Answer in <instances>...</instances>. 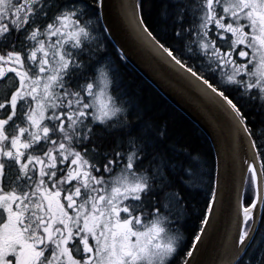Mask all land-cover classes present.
Instances as JSON below:
<instances>
[{"label": "snow or ice", "instance_id": "6c2138e0", "mask_svg": "<svg viewBox=\"0 0 264 264\" xmlns=\"http://www.w3.org/2000/svg\"><path fill=\"white\" fill-rule=\"evenodd\" d=\"M129 45L215 175L120 78ZM225 213L213 264H264V0H0V264H201Z\"/></svg>", "mask_w": 264, "mask_h": 264}, {"label": "water", "instance_id": "95a60500", "mask_svg": "<svg viewBox=\"0 0 264 264\" xmlns=\"http://www.w3.org/2000/svg\"><path fill=\"white\" fill-rule=\"evenodd\" d=\"M129 56L128 62L132 64L149 82H151L164 96H166L175 106L183 111L191 120H193L210 138L214 151L213 143L214 132L208 126L202 113L196 105L192 103L186 96L179 93L170 83L160 74L159 70L131 45L128 46ZM217 156L215 151V157ZM220 182H221V199L224 206L227 207L230 183L225 172L223 162L220 166ZM215 229H209L210 236L206 238L207 247L203 254L198 253L197 258L201 264H213L217 257V250L228 229V216L225 213L221 218L214 221Z\"/></svg>", "mask_w": 264, "mask_h": 264}, {"label": "trees", "instance_id": "16d2710c", "mask_svg": "<svg viewBox=\"0 0 264 264\" xmlns=\"http://www.w3.org/2000/svg\"><path fill=\"white\" fill-rule=\"evenodd\" d=\"M117 67L124 84L130 86L142 96V103L151 110L153 115L161 119H167L172 129L182 134L184 140L192 148L199 149L205 154V158L208 159V165L205 166V170L211 166L213 175H215V151L208 135L149 82L128 60L124 65H117ZM209 151L211 152L210 158L207 156ZM197 201L202 203V196L197 195L194 197L193 207L197 206Z\"/></svg>", "mask_w": 264, "mask_h": 264}]
</instances>
